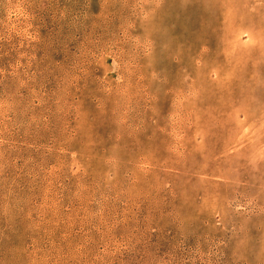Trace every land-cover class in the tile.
Returning a JSON list of instances; mask_svg holds the SVG:
<instances>
[{"label":"rangeland","instance_id":"1","mask_svg":"<svg viewBox=\"0 0 264 264\" xmlns=\"http://www.w3.org/2000/svg\"><path fill=\"white\" fill-rule=\"evenodd\" d=\"M0 264H264V0H0Z\"/></svg>","mask_w":264,"mask_h":264}]
</instances>
